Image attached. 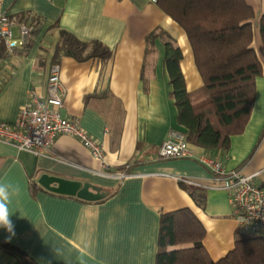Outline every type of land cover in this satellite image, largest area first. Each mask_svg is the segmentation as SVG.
Segmentation results:
<instances>
[{
	"label": "crops",
	"instance_id": "1",
	"mask_svg": "<svg viewBox=\"0 0 264 264\" xmlns=\"http://www.w3.org/2000/svg\"><path fill=\"white\" fill-rule=\"evenodd\" d=\"M247 2L255 11L254 45L264 67V0ZM3 12L14 20L16 37L22 24L31 34L27 45L0 64V121L14 124L32 90L46 92L62 30L82 41L100 40L113 50L107 60L63 56L60 63L62 114L104 143L110 169L73 135H59L43 154L0 140V185L9 189L15 226L10 242L0 228L4 262L156 264L162 214L187 207L203 221V244L214 260L251 236L233 215L222 181L199 161L208 156L204 148L191 146L197 158L160 155L171 132L186 133L187 128L179 123L171 96L166 46L148 37L164 30L182 48L190 91L201 88L203 78L185 29L158 0H0ZM217 157L227 170L260 172L264 183V70L245 131L232 136L227 155ZM45 173L92 183L106 196L91 201L49 191L39 183Z\"/></svg>",
	"mask_w": 264,
	"mask_h": 264
},
{
	"label": "trees",
	"instance_id": "2",
	"mask_svg": "<svg viewBox=\"0 0 264 264\" xmlns=\"http://www.w3.org/2000/svg\"><path fill=\"white\" fill-rule=\"evenodd\" d=\"M158 3L185 29L203 78V86L190 91L182 70V48L164 30L148 37V42L160 38L166 46L178 121L187 128L185 134L191 146L202 147L208 156L221 160L217 156L227 155L232 136L247 127L256 100V81L264 70L254 45V8L247 0ZM260 32L264 43V15ZM1 54L4 51L0 48ZM112 55L113 50L100 40L82 41L62 30L53 64H60L63 56L107 60ZM191 193L200 201L195 188ZM206 233L203 221L192 208L162 214L156 264H264V236L239 239L230 252L214 260L203 244Z\"/></svg>",
	"mask_w": 264,
	"mask_h": 264
},
{
	"label": "built area",
	"instance_id": "3",
	"mask_svg": "<svg viewBox=\"0 0 264 264\" xmlns=\"http://www.w3.org/2000/svg\"><path fill=\"white\" fill-rule=\"evenodd\" d=\"M13 26L11 16L6 12L0 13V48L4 51L3 56L0 55V64L10 61L14 51L29 42L31 28L20 25V36L16 37ZM64 93L61 65L52 64L46 92L32 90L14 124L0 121V140L43 154L51 150L59 135H73L103 162L106 169H110L105 159L104 143L91 135L77 119L63 116ZM159 152L165 158H197L186 134L179 130L171 132L161 143ZM198 159L222 181L240 227L248 234L264 236V183L259 180L260 172L244 174L237 169L227 170L223 161L211 156ZM0 264L7 263L0 258Z\"/></svg>",
	"mask_w": 264,
	"mask_h": 264
},
{
	"label": "water",
	"instance_id": "4",
	"mask_svg": "<svg viewBox=\"0 0 264 264\" xmlns=\"http://www.w3.org/2000/svg\"><path fill=\"white\" fill-rule=\"evenodd\" d=\"M39 183L47 190L59 194L76 196L84 200H99L106 196L101 188L92 183H82L78 180L67 179L61 176L42 174Z\"/></svg>",
	"mask_w": 264,
	"mask_h": 264
},
{
	"label": "clouds",
	"instance_id": "5",
	"mask_svg": "<svg viewBox=\"0 0 264 264\" xmlns=\"http://www.w3.org/2000/svg\"><path fill=\"white\" fill-rule=\"evenodd\" d=\"M10 198L9 189L7 186L0 185V228L7 231L8 241L15 235V226L11 220L8 210V201Z\"/></svg>",
	"mask_w": 264,
	"mask_h": 264
},
{
	"label": "rangeland",
	"instance_id": "6",
	"mask_svg": "<svg viewBox=\"0 0 264 264\" xmlns=\"http://www.w3.org/2000/svg\"><path fill=\"white\" fill-rule=\"evenodd\" d=\"M15 31H17L16 29H15ZM36 91H39V90H36ZM42 92H45V91H42ZM31 94V93H30ZM30 97V96H29Z\"/></svg>",
	"mask_w": 264,
	"mask_h": 264
}]
</instances>
